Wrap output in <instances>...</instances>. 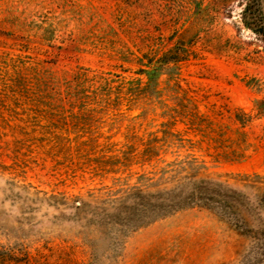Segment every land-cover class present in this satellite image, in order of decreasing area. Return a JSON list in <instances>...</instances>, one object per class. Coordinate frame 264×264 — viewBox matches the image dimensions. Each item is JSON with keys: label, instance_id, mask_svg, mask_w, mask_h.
Masks as SVG:
<instances>
[{"label": "rangeland", "instance_id": "obj_1", "mask_svg": "<svg viewBox=\"0 0 264 264\" xmlns=\"http://www.w3.org/2000/svg\"><path fill=\"white\" fill-rule=\"evenodd\" d=\"M151 66L154 96L119 95ZM174 78L201 111L249 113L250 146L238 160L197 152L199 176L228 190L206 206L99 234L125 195L172 185L155 165L173 157L149 147ZM262 99L264 0H0V264H264Z\"/></svg>", "mask_w": 264, "mask_h": 264}, {"label": "trees", "instance_id": "obj_2", "mask_svg": "<svg viewBox=\"0 0 264 264\" xmlns=\"http://www.w3.org/2000/svg\"><path fill=\"white\" fill-rule=\"evenodd\" d=\"M141 73L147 77L146 83L138 81L135 83L136 90H132L127 81L120 79L115 86L119 95L120 93L136 95L135 98L154 96L158 89L156 86L152 87L151 81L161 73L160 69L151 66L149 69H142ZM107 80H109L107 77L94 74L92 86L104 81L108 85L106 89L109 94L113 87ZM173 80L174 82L167 87L174 105L164 104L167 108L165 113L167 120L161 124L162 135L155 137L153 139L155 143L149 147V154L152 157L159 158V155L164 157L167 153L173 157L169 161L160 158L164 165H155V174H159V178H165L172 185L153 192L138 190L125 195L113 205L112 210L103 212V222L97 225L95 230L99 234L104 235L106 227L112 224L131 229L182 208L206 206L213 197L228 190L221 182L199 176V170L205 168L206 162L201 158L202 154L197 152L217 159L238 160L245 156V151L250 146L245 131V127L252 120L249 113L226 103L217 105L215 102L207 103V106L204 104L206 110L201 111L197 91L190 87L183 88L175 78ZM129 88L131 91H127ZM257 103L263 104L264 99ZM259 112H263V108L259 107ZM225 118H229L238 126L234 128L225 124L223 122ZM181 123L185 126L184 129H177V125ZM83 207V202L76 205V208ZM123 231L125 230L118 229L117 233Z\"/></svg>", "mask_w": 264, "mask_h": 264}]
</instances>
